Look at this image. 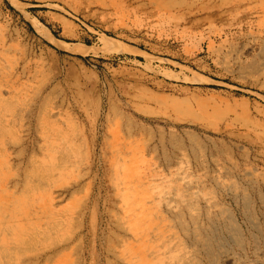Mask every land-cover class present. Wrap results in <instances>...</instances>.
<instances>
[{
    "label": "rangeland",
    "instance_id": "374dc122",
    "mask_svg": "<svg viewBox=\"0 0 264 264\" xmlns=\"http://www.w3.org/2000/svg\"><path fill=\"white\" fill-rule=\"evenodd\" d=\"M142 254L264 264V0H0V264Z\"/></svg>",
    "mask_w": 264,
    "mask_h": 264
},
{
    "label": "bare ground",
    "instance_id": "6f19581e",
    "mask_svg": "<svg viewBox=\"0 0 264 264\" xmlns=\"http://www.w3.org/2000/svg\"><path fill=\"white\" fill-rule=\"evenodd\" d=\"M114 169H115V173L117 175V179H119L120 181H122V185H123V190L121 192V199L122 202L124 204V207L126 209V211L129 210H136L134 208V206L139 205V202H141L142 200V193H140L138 196L136 195V191L134 187H130L129 184V180L128 177L130 175H136L137 174V162L136 159L135 160H127L124 155H122L121 152H119V154H117L116 159L114 160ZM138 213V211H137ZM138 219V214L135 216V221L133 222L134 225L136 220ZM138 222V221H137ZM131 226H132V222H131ZM55 250V248H54ZM53 250V251H54ZM60 261V262H58ZM68 259H67V255H61L60 257H58L54 264H68ZM135 264H151L150 263V259L148 257H146L145 254L140 255L139 261H134Z\"/></svg>",
    "mask_w": 264,
    "mask_h": 264
}]
</instances>
